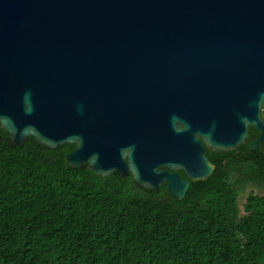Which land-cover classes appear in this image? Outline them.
Listing matches in <instances>:
<instances>
[{
    "label": "water",
    "instance_id": "1",
    "mask_svg": "<svg viewBox=\"0 0 264 264\" xmlns=\"http://www.w3.org/2000/svg\"><path fill=\"white\" fill-rule=\"evenodd\" d=\"M263 106L264 0H0L12 145L72 144L70 167L182 199L215 169L206 148L234 150L248 127L250 149L264 142Z\"/></svg>",
    "mask_w": 264,
    "mask_h": 264
},
{
    "label": "trees",
    "instance_id": "2",
    "mask_svg": "<svg viewBox=\"0 0 264 264\" xmlns=\"http://www.w3.org/2000/svg\"><path fill=\"white\" fill-rule=\"evenodd\" d=\"M205 149L214 164L182 199L130 175L72 168L0 126V264H264V142ZM185 177L182 171H178ZM248 190V191H247Z\"/></svg>",
    "mask_w": 264,
    "mask_h": 264
},
{
    "label": "clouds",
    "instance_id": "3",
    "mask_svg": "<svg viewBox=\"0 0 264 264\" xmlns=\"http://www.w3.org/2000/svg\"><path fill=\"white\" fill-rule=\"evenodd\" d=\"M23 100H24V103L26 105V110H29L30 106H31V94H30V92H25V94L23 96ZM78 111H82V109H80L78 107Z\"/></svg>",
    "mask_w": 264,
    "mask_h": 264
},
{
    "label": "flooded vegetation",
    "instance_id": "4",
    "mask_svg": "<svg viewBox=\"0 0 264 264\" xmlns=\"http://www.w3.org/2000/svg\"><path fill=\"white\" fill-rule=\"evenodd\" d=\"M261 117H262V119L264 120V106L262 107V109H261ZM253 133H254V135H253V140H255L257 137H258V131L257 130H255L254 129V131H253ZM252 140V141H253ZM251 141V142H252ZM179 174V173H178ZM180 176V175H179ZM181 177V176H180ZM181 178H185V177H181Z\"/></svg>",
    "mask_w": 264,
    "mask_h": 264
},
{
    "label": "rangeland",
    "instance_id": "5",
    "mask_svg": "<svg viewBox=\"0 0 264 264\" xmlns=\"http://www.w3.org/2000/svg\"><path fill=\"white\" fill-rule=\"evenodd\" d=\"M248 191V190H247Z\"/></svg>",
    "mask_w": 264,
    "mask_h": 264
}]
</instances>
